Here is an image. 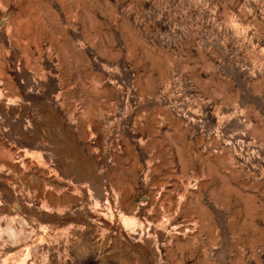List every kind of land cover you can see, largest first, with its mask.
Wrapping results in <instances>:
<instances>
[{
    "label": "rangeland",
    "instance_id": "374dc122",
    "mask_svg": "<svg viewBox=\"0 0 264 264\" xmlns=\"http://www.w3.org/2000/svg\"><path fill=\"white\" fill-rule=\"evenodd\" d=\"M0 264H264V0H0Z\"/></svg>",
    "mask_w": 264,
    "mask_h": 264
}]
</instances>
